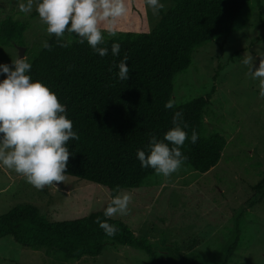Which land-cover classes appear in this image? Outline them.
<instances>
[{"label":"trees","instance_id":"16d2710c","mask_svg":"<svg viewBox=\"0 0 264 264\" xmlns=\"http://www.w3.org/2000/svg\"><path fill=\"white\" fill-rule=\"evenodd\" d=\"M260 6L261 0H252ZM251 0H174L168 11L150 28L148 17L142 13L139 25L115 37H105L109 54L100 57L85 44L66 34L61 47L54 36L31 53L33 80H39L54 92L65 105L67 117L73 122L78 140L68 142L73 156L68 161L67 176L106 187L111 198L123 190H138L149 177L156 176L151 168H142L136 158L137 149H146L150 136L163 139L173 126V115L181 113V121L189 138L195 130V144L186 140L182 152L188 157L184 165L199 174H206L221 161L227 147L219 133L205 134L204 116L212 104L215 89L165 109L173 100L174 83L178 74L186 72L193 54L205 44L232 34L241 14ZM29 26L7 18L0 23V48L25 47L24 37ZM119 42L120 55H111V44ZM128 56L130 79L121 82L115 77L116 64ZM254 191L264 196V179ZM110 203V202H109ZM108 203V204H109ZM107 204V205H108ZM107 207V206H106ZM105 207V208H106ZM104 211L84 218L50 222L33 204H19L0 215V239L12 237L26 249L41 250L59 262L71 263L85 257L102 255L107 243L144 251L151 264H209L189 253L168 260L158 258L148 239L138 237L132 230L112 217L118 232L108 237L97 220L106 218ZM241 231L236 228L231 244L221 263L230 264L240 246ZM196 244V243H195Z\"/></svg>","mask_w":264,"mask_h":264},{"label":"rangeland","instance_id":"374dc122","mask_svg":"<svg viewBox=\"0 0 264 264\" xmlns=\"http://www.w3.org/2000/svg\"><path fill=\"white\" fill-rule=\"evenodd\" d=\"M129 14L117 22L116 33H126L140 24L142 13L154 28L161 14L154 16L144 0H126ZM168 11L174 0H163ZM7 18L29 26L25 34V56L46 41L47 26L35 10L20 13L17 0H0V23ZM103 28L104 26L101 25ZM105 37H112L105 33ZM264 53V0H252L232 34L208 42L193 54L190 68L175 78L173 100L180 105L215 94L204 116L205 134L219 133L227 141L220 163L206 174L189 166L169 178L149 177L138 190L118 194L131 196L129 213L112 218L128 226L138 237L148 239L158 258L173 260L189 253L209 264H219L241 231L238 250L230 264H264V196L253 187L264 179V98L258 95V81L249 75ZM19 58L17 47L0 48V64L11 66ZM0 75V80L4 79ZM111 192L104 186L67 176L57 187L37 190L14 170L0 167V215L19 204H33L50 222L71 221L104 211ZM196 243V244H195ZM0 264H151L141 250L107 243L102 255L64 263L44 249H26L12 237L0 239Z\"/></svg>","mask_w":264,"mask_h":264},{"label":"clouds","instance_id":"9594fccd","mask_svg":"<svg viewBox=\"0 0 264 264\" xmlns=\"http://www.w3.org/2000/svg\"><path fill=\"white\" fill-rule=\"evenodd\" d=\"M154 16L165 8L163 0H144ZM20 13L35 10L47 28L48 35L54 36L61 47L66 34L69 41L75 39L85 44L100 57L109 54L105 47V33L115 37L117 22L129 14L126 0H17ZM101 25L104 27L102 28ZM49 49L47 41L42 44ZM119 42L111 44V55H120ZM259 66L253 70L252 57H243L244 65L251 64L249 75L258 81V95L264 98V53ZM128 56L125 54L116 64L115 77L121 81L130 79ZM32 64L27 57H16L11 66L0 64V167L14 170L37 190L46 186L57 187L67 177L68 161L72 152L68 142L78 140L73 122L67 117L66 107L57 95L39 80H33ZM174 100L165 103V109H172ZM181 113L173 115V126L164 133L163 139L150 136L146 149H137L136 158L142 168H151L157 176L169 178L177 173L188 157L182 152L186 140L195 144L199 134L193 130L189 138ZM131 196L116 194L104 209L106 218L97 220L98 226L108 237H114L118 228L107 222L115 215L129 213Z\"/></svg>","mask_w":264,"mask_h":264},{"label":"water","instance_id":"95a60500","mask_svg":"<svg viewBox=\"0 0 264 264\" xmlns=\"http://www.w3.org/2000/svg\"><path fill=\"white\" fill-rule=\"evenodd\" d=\"M18 51H19V58H23L25 56V48L24 47H20V46H16Z\"/></svg>","mask_w":264,"mask_h":264}]
</instances>
